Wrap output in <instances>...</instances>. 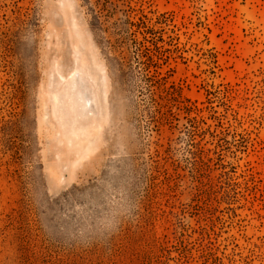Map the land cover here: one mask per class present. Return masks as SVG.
Returning <instances> with one entry per match:
<instances>
[{
	"label": "rangeland",
	"instance_id": "obj_1",
	"mask_svg": "<svg viewBox=\"0 0 264 264\" xmlns=\"http://www.w3.org/2000/svg\"><path fill=\"white\" fill-rule=\"evenodd\" d=\"M0 264H264V0H0Z\"/></svg>",
	"mask_w": 264,
	"mask_h": 264
}]
</instances>
